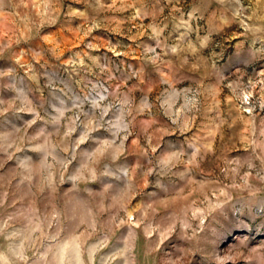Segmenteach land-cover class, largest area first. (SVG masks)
I'll use <instances>...</instances> for the list:
<instances>
[{
	"label": "rangeland",
	"instance_id": "rangeland-1",
	"mask_svg": "<svg viewBox=\"0 0 264 264\" xmlns=\"http://www.w3.org/2000/svg\"><path fill=\"white\" fill-rule=\"evenodd\" d=\"M0 264H264V0H0Z\"/></svg>",
	"mask_w": 264,
	"mask_h": 264
}]
</instances>
